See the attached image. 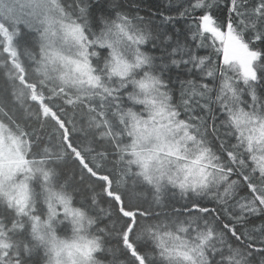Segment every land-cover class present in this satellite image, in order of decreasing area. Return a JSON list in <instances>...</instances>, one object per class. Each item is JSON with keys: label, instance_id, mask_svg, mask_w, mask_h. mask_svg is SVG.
<instances>
[{"label": "snow or ice", "instance_id": "snow-or-ice-1", "mask_svg": "<svg viewBox=\"0 0 264 264\" xmlns=\"http://www.w3.org/2000/svg\"><path fill=\"white\" fill-rule=\"evenodd\" d=\"M154 15L0 0V264H264V0Z\"/></svg>", "mask_w": 264, "mask_h": 264}, {"label": "trees", "instance_id": "trees-1", "mask_svg": "<svg viewBox=\"0 0 264 264\" xmlns=\"http://www.w3.org/2000/svg\"><path fill=\"white\" fill-rule=\"evenodd\" d=\"M124 3L127 6L130 5H135L138 4L139 5V15L141 16H145L146 18H150L153 20L154 23L159 24L160 23V19L158 16H151L149 17V9H151L152 12H156V6H159L160 11H165V9L169 8V7H175L180 3V0H124ZM259 3V0H252V5L255 6L256 4ZM172 14L174 15L175 13H168L165 12V15H169ZM180 25H177V27H179ZM147 47H151V45H148ZM204 54V53H202ZM6 87V83L5 80L2 76H0V98L3 97V89ZM178 99V97H177ZM75 168V165L69 161L68 163V169L69 172H71L73 169ZM246 192L241 191L240 195L243 196L245 195ZM145 195L147 196L149 202L151 201V195L147 192H145ZM166 195V199L164 200L163 203L168 205V211H171L172 207H176L179 208L182 204L185 203V201L183 199H181L179 192L177 191L175 194H173L172 192H168L165 194ZM82 198V197H81ZM102 207H106V205H102ZM153 207H155V205H153ZM157 211H159V208H156ZM264 220V217H252L251 218V223H250V227L251 226H259L261 221ZM116 241L113 240V245H115Z\"/></svg>", "mask_w": 264, "mask_h": 264}]
</instances>
